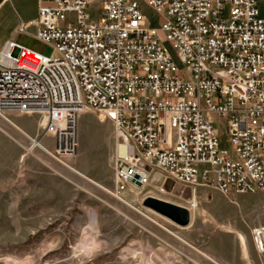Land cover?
<instances>
[{"label": "built area", "instance_id": "2783aa9c", "mask_svg": "<svg viewBox=\"0 0 264 264\" xmlns=\"http://www.w3.org/2000/svg\"><path fill=\"white\" fill-rule=\"evenodd\" d=\"M145 1L163 18L161 28L148 25L136 0H39L35 36L53 44L57 55L6 42L0 51V116L10 122V114H39L36 139L52 135L54 146L44 151L58 160L76 157L82 112L110 117L117 133V197L131 185L153 184L186 203L184 188L192 189L193 199L200 183L227 196L264 192L260 0ZM216 121L225 125L230 145L223 151ZM121 146L124 154L117 151ZM200 163L212 167L201 180ZM253 239L264 252L257 227Z\"/></svg>", "mask_w": 264, "mask_h": 264}, {"label": "rangeland", "instance_id": "374dc122", "mask_svg": "<svg viewBox=\"0 0 264 264\" xmlns=\"http://www.w3.org/2000/svg\"><path fill=\"white\" fill-rule=\"evenodd\" d=\"M136 1L148 25L161 28L164 20L160 14L145 0ZM15 10L19 11L18 5L9 0L5 11L10 29L20 23ZM259 10L264 17V0H260ZM68 19L76 22V13L68 14ZM159 37L182 66L166 34L160 31ZM17 42L47 57L57 55L53 44L29 33H20ZM10 118L31 137L38 136L39 114H10ZM214 126L220 149H228L225 125L216 121ZM116 137L110 117L94 109L86 110L78 119L77 155L70 160L76 170L111 193L39 146L29 150L31 140L0 116V264H216L190 245L209 254L210 241L217 246L224 237H241L242 248L248 244L255 251V264H264V252H259L253 239V228L264 224V192L227 196L200 183L198 187L210 193L197 188L198 206L189 210L191 222L179 226L144 205L145 198L153 196L190 207L189 202L173 193L159 192L155 188L158 185L146 189L131 186L123 192L121 197L132 206L114 194ZM42 142L52 149L54 137L46 134ZM211 168L209 163L198 165L200 180L204 170ZM154 181L159 183L161 175L156 174ZM166 184L168 189L173 186L170 181ZM87 242L102 245L89 257L75 252ZM127 249L135 253L143 250L144 255H128Z\"/></svg>", "mask_w": 264, "mask_h": 264}, {"label": "crops", "instance_id": "0c3cea01", "mask_svg": "<svg viewBox=\"0 0 264 264\" xmlns=\"http://www.w3.org/2000/svg\"><path fill=\"white\" fill-rule=\"evenodd\" d=\"M14 1L18 5V8H19V11L15 10L17 12L16 15H18V17L20 18V23L19 24H21V23H29L27 31L24 32V33H29V34L35 35V33L37 32V29H38V26L36 24V19L38 17V13H39V0H14ZM8 2H9V0H0V51L3 49L4 45L6 44V42L8 40L15 39L16 42H17V37L20 34L18 32V30H17L18 27L20 26L19 24H18L19 26L17 24L14 25L13 29H10L9 28L10 26H7L8 22H9V20H8V16L9 15L7 14L8 12L5 11V8H6L7 4H8ZM5 27L7 28L8 31H5ZM82 116L83 115H81V117ZM13 121L16 122L15 120H13ZM17 123L18 122H16V124ZM17 125L22 128V126L19 123ZM35 133L36 132H34V134ZM1 140L2 139H0V142H1ZM32 146H30V148H32ZM23 156L24 155H22V158H23ZM85 176L88 177L90 180L94 181V184L97 183L96 184L97 186H99V187L102 186L103 189L105 188V190L111 192L109 189L104 187L102 184L97 182L95 179H93V178H91V177H89L87 175H85ZM156 187H158V186H156ZM198 190L199 191H203L205 194H209L210 193L209 191H207V189H203V188H199L198 187ZM134 192H135V190H134ZM215 193H219V192L216 190ZM126 202L130 206H132L128 201H126ZM178 239H180L181 241H183L186 244L190 245L183 238L180 237ZM240 239H241V237H240ZM240 239L238 237L236 239H232V238H228V237L225 238L224 237L221 240L220 244L217 245V246H212L211 245V241H210V243L208 245V251H209L208 253L211 254L216 259H218L219 261H221L223 264H252V263L255 264L256 263V258H255L256 257V253H255V251L252 249V246H251V248L248 247V244H245L243 246V248H244L243 249L242 248L243 240L242 239L240 240ZM245 240H246V237H245ZM235 242H236L237 245L235 244ZM190 246L195 248L203 256H205V257H207L209 259H212L213 261L217 262L213 257H211L209 254L203 252L199 248H196V247H194L192 245H190ZM128 249H130V248H128ZM128 249H127V254L128 255H130V254L131 255L137 254V255H141V256L144 255L143 250H138V252L135 253V251L133 249H131L132 250L131 252L128 251ZM234 250H237V252H235ZM217 263H219V262H217Z\"/></svg>", "mask_w": 264, "mask_h": 264}, {"label": "bare ground", "instance_id": "6f19581e", "mask_svg": "<svg viewBox=\"0 0 264 264\" xmlns=\"http://www.w3.org/2000/svg\"><path fill=\"white\" fill-rule=\"evenodd\" d=\"M10 120H11V118H10ZM41 121L42 120H40V123L39 124H41ZM9 122V121H8ZM9 123H11V125L15 128V129H17V130H19V131H21L22 133L23 132H25L21 127H19L13 120H11ZM25 133H27V132H25ZM28 134V133H27ZM29 135V134H28ZM27 136V135H26ZM30 140H31V142H32V144H33V146H32V148L35 146V145H37V146H39L41 149H43L44 150V148L46 147H48L47 145H45L43 142H42V139L41 140H38V139H36V137H31L30 135L29 136H27ZM22 147H24V149L26 150V151H28V153H29V150H31L32 148H26V146L25 145H22ZM118 153H120V154H124L125 153V148L124 147H120V148H118ZM25 155L26 154H24V156H23V158L25 157ZM22 158V159H23ZM61 163H63L64 165H66L67 167H69L71 170H73V171H75L76 173H78L79 175H81V176H83V177H85V178H87L88 180H90L88 177H86L82 172H80L79 170H76L75 169V167H74V165L71 163V161L70 160H68V159H61V160H59ZM91 182H93L94 183V181H92V180H90ZM97 184V183H96ZM131 186H133V187H135V188H139V187H137V186H135V185H131ZM130 186V187H131ZM102 187V186H101ZM159 187V186H158ZM103 188V187H102ZM105 189V188H104ZM165 193H167V191L165 190ZM115 194V193H114ZM118 198H120L122 201H124V202H126L123 198H121V197H118ZM195 198L196 199H198L197 198V196H196V194H195V196H194V198L192 199V200H190L191 202H190V207H187V209H189V210H191L190 208H196L197 206H198V201H195ZM127 203V202H126ZM194 204V206L192 205V204ZM192 205V206H191ZM191 214V213H190ZM156 222V221H155ZM263 225L264 224H261L260 226H258L257 227V231H258V233H259V239L260 240H262L263 241V245H264V228H263ZM101 243H97V242H91V244L89 243V242H87V243H83L82 244V246H79V247H77L76 248V250H75V252L76 253H78V254H82L83 256H85V257H89V256H91L93 253H95L100 247H101ZM264 248V247H263ZM201 252V251H200ZM125 259V258H124ZM12 260H14V259H12ZM212 260V259H211ZM213 261V260H212ZM14 262H15V260H14ZM18 262V261H17ZM213 262H215V261H213ZM216 264H219V263H217V262H215ZM24 264H28V263H24Z\"/></svg>", "mask_w": 264, "mask_h": 264}, {"label": "water", "instance_id": "95a60500", "mask_svg": "<svg viewBox=\"0 0 264 264\" xmlns=\"http://www.w3.org/2000/svg\"><path fill=\"white\" fill-rule=\"evenodd\" d=\"M182 197L188 200L192 199V189L190 187L184 188ZM144 205L170 219L179 226H187L191 222L189 209L182 205L153 196L146 197Z\"/></svg>", "mask_w": 264, "mask_h": 264}]
</instances>
